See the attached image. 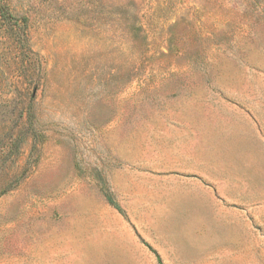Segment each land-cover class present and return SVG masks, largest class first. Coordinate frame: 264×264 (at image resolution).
Here are the masks:
<instances>
[{
	"label": "rangeland",
	"instance_id": "374dc122",
	"mask_svg": "<svg viewBox=\"0 0 264 264\" xmlns=\"http://www.w3.org/2000/svg\"><path fill=\"white\" fill-rule=\"evenodd\" d=\"M17 7L42 68L20 93L0 45V264L45 222L59 263L264 264V0Z\"/></svg>",
	"mask_w": 264,
	"mask_h": 264
},
{
	"label": "trees",
	"instance_id": "16d2710c",
	"mask_svg": "<svg viewBox=\"0 0 264 264\" xmlns=\"http://www.w3.org/2000/svg\"><path fill=\"white\" fill-rule=\"evenodd\" d=\"M28 23L29 18L27 12L17 7V0H0V45H3L4 49L8 47H11L12 49V53L14 54L13 60L15 64L11 77L16 78V81L12 83V86L14 85L16 89L18 88L20 93H25L26 89L23 88V86H20V88L19 86H17L18 78L20 77L19 71H22V68L25 65H36V70L38 72L42 68L38 56L32 51L28 44ZM3 58V54L1 53L0 60H2ZM4 81L5 77L3 76L0 79V88L2 87V82ZM0 90L2 91V89ZM30 96V100H32L35 95H31L30 93ZM2 100L3 98L0 99L1 105L3 104ZM25 109L26 111L28 110L29 114L31 115V106L28 105ZM24 125H27L29 131H31V122H29V124L24 123L21 126H17L18 133L12 136V138L10 139L9 150L14 151L16 154L19 153V150L21 148L20 144L24 139L23 137L26 135L24 131L20 130V128L23 129ZM27 174L28 170L25 172L22 179H25L27 177ZM22 179L18 180V182L14 185H8L6 187L7 190L13 189Z\"/></svg>",
	"mask_w": 264,
	"mask_h": 264
},
{
	"label": "crops",
	"instance_id": "0c3cea01",
	"mask_svg": "<svg viewBox=\"0 0 264 264\" xmlns=\"http://www.w3.org/2000/svg\"><path fill=\"white\" fill-rule=\"evenodd\" d=\"M106 202L114 207L116 210L119 211L118 205L115 204L112 197L105 196ZM69 227H71V224H67L66 222H63L61 224L59 223H50L45 222L43 225H41V228L45 230L46 235L43 238L42 244L45 246L44 248H41V252L39 255L32 254L30 258L29 264H66L62 262H56L54 261V257L58 256L59 254H65L67 251L65 248H58L54 246V242L49 240L50 236L59 229L61 231H66ZM149 247V246H148ZM152 249V248H151ZM154 251V250H152Z\"/></svg>",
	"mask_w": 264,
	"mask_h": 264
}]
</instances>
